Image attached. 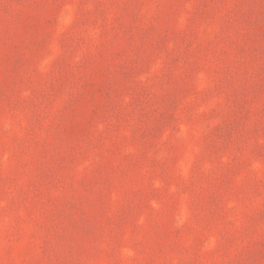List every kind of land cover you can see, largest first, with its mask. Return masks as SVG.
I'll list each match as a JSON object with an SVG mask.
<instances>
[{
    "label": "rangeland",
    "instance_id": "1",
    "mask_svg": "<svg viewBox=\"0 0 264 264\" xmlns=\"http://www.w3.org/2000/svg\"><path fill=\"white\" fill-rule=\"evenodd\" d=\"M0 264H264V0H0Z\"/></svg>",
    "mask_w": 264,
    "mask_h": 264
}]
</instances>
